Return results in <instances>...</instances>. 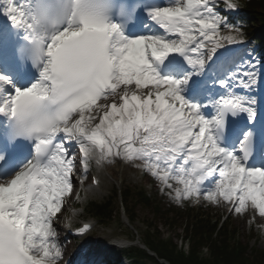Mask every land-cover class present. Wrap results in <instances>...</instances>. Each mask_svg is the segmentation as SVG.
Returning <instances> with one entry per match:
<instances>
[{
    "label": "snow or ice",
    "instance_id": "obj_1",
    "mask_svg": "<svg viewBox=\"0 0 264 264\" xmlns=\"http://www.w3.org/2000/svg\"><path fill=\"white\" fill-rule=\"evenodd\" d=\"M4 4L13 31L0 28V66L10 69L0 70V114L12 127L0 129V168L19 138L34 139V154L13 175L0 176V264H58L63 246L55 220L93 160H141L176 199L223 198L236 214L250 202L264 216V166L249 164L254 132L243 133L240 155L220 146L215 135L226 131L229 113L255 121L256 101L228 85L254 87L259 62L244 61L217 82L227 94L212 102L211 118L183 94L193 73L178 78L158 70L175 53L199 75L208 62L221 59L222 50L243 43L242 24L223 14L240 8L237 0H170L147 8L125 0L120 15L126 21L144 11L164 33L140 35L125 33L106 0ZM14 32H22L31 47L15 45ZM29 60L39 76L21 88L10 72ZM89 228L84 223L73 234Z\"/></svg>",
    "mask_w": 264,
    "mask_h": 264
},
{
    "label": "trees",
    "instance_id": "obj_2",
    "mask_svg": "<svg viewBox=\"0 0 264 264\" xmlns=\"http://www.w3.org/2000/svg\"><path fill=\"white\" fill-rule=\"evenodd\" d=\"M247 8L249 12L245 16L253 24H258V26L254 25L256 27L254 33L256 37L264 41V15L257 11L258 8L264 10V0L249 2ZM252 8L255 9V12L251 11ZM139 197L146 204H149L144 194H140ZM113 202L114 198L109 200V202L107 201L104 206H101V212H107ZM210 210L212 209L203 206L198 208L191 207L182 213L169 210L167 217H169L170 227L182 226L185 236H190L194 240L192 242L193 249L202 243L210 246L213 250L212 264L220 261L226 264H243V259L246 255L249 256L251 264H264L262 255H254L253 252L249 253L247 245H242L236 240L235 227L232 222L230 223V219L227 218L221 224H218L217 217H213ZM181 219H184V223L180 221ZM151 241L149 243L155 249L157 255L166 258L171 264H196L193 260H185L173 256L168 244ZM153 260L155 264H160L156 259L153 258Z\"/></svg>",
    "mask_w": 264,
    "mask_h": 264
},
{
    "label": "rangeland",
    "instance_id": "obj_3",
    "mask_svg": "<svg viewBox=\"0 0 264 264\" xmlns=\"http://www.w3.org/2000/svg\"><path fill=\"white\" fill-rule=\"evenodd\" d=\"M125 168L127 171L126 177H124V178L122 177V179H121V176L117 172L113 171V175H112L113 180L110 178L106 180L107 188L104 187L103 183H101V190H99L98 192H93V191L89 190L86 193V196L88 198H92V199H96V200L101 201L103 199L104 194H106L108 192V190H110L113 185L119 187V186H121L122 183L125 184L127 182H130V183L134 182L137 186L143 185L147 189H151V190L155 191L153 186L151 184H148L147 178L140 176L138 174V172L134 169H131V168L126 167V166H125ZM136 175L138 177L134 178ZM204 202L206 203V202H210V201L205 200ZM217 204L219 205L220 201H217ZM135 209H136V213H137L138 217L141 220H144L145 222L150 221L149 217L151 216V212L148 208H146L142 205H137L135 207ZM248 218H252V216L251 215H248V216L238 215L236 217V220H235L236 224L239 226V235L243 239V241H247V239L245 237L249 231V222L247 221ZM257 220L258 221H255V222L260 223L264 227V217L263 218L259 217ZM163 221H164V218H162V217L159 218V222L157 220L158 228H159V231L161 232V234L169 235L175 241H178L179 240L178 236L180 234H182L181 229H179V228H168L166 225L163 224ZM180 221L182 222V221H184V219H181ZM117 227H118L117 231L114 235L107 233L106 229L99 226V227H96L94 233L89 236V239L92 241L93 244L95 243V245H97L96 246L97 250L101 251L103 256L107 255L109 250L105 249V248L108 245V243L112 242L113 236H115L114 237L115 240L125 238L122 236L131 237V235H130V233H131L130 228L131 227L128 224L119 222ZM58 229H59V227H58ZM123 230H124V233L122 232ZM137 233L139 236L140 232L137 231ZM250 243L253 244V241H251ZM65 244H67V243H65ZM109 247L112 248L113 251L115 249H117L116 246H109ZM259 247H264V233H263V239L259 242Z\"/></svg>",
    "mask_w": 264,
    "mask_h": 264
},
{
    "label": "bare ground",
    "instance_id": "obj_4",
    "mask_svg": "<svg viewBox=\"0 0 264 264\" xmlns=\"http://www.w3.org/2000/svg\"><path fill=\"white\" fill-rule=\"evenodd\" d=\"M246 61H247V60H246ZM119 170H120V169H119ZM119 170H118V171H119Z\"/></svg>",
    "mask_w": 264,
    "mask_h": 264
}]
</instances>
